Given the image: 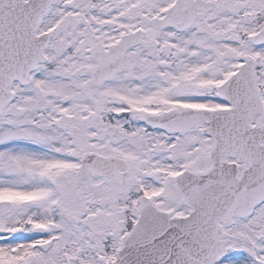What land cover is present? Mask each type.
I'll return each instance as SVG.
<instances>
[{
    "label": "snow or ice",
    "instance_id": "obj_1",
    "mask_svg": "<svg viewBox=\"0 0 264 264\" xmlns=\"http://www.w3.org/2000/svg\"><path fill=\"white\" fill-rule=\"evenodd\" d=\"M0 264H264V0H0Z\"/></svg>",
    "mask_w": 264,
    "mask_h": 264
}]
</instances>
